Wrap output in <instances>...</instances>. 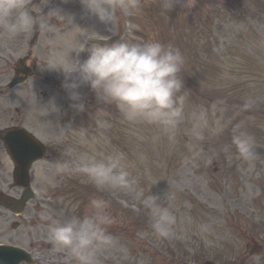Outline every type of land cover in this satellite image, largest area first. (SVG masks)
<instances>
[{
  "label": "rangeland",
  "instance_id": "obj_1",
  "mask_svg": "<svg viewBox=\"0 0 264 264\" xmlns=\"http://www.w3.org/2000/svg\"><path fill=\"white\" fill-rule=\"evenodd\" d=\"M28 3L31 14L46 18L48 26L37 35L33 29L16 37L25 44L11 47L14 57L8 62L0 58V80L31 55L27 63L37 75L18 89L17 98L33 89L50 109L46 116L40 103H31L34 115H24L37 124L45 114L48 123L39 130L49 146L47 172H37L44 192L33 202L45 211L30 209L28 215L35 230L47 236L49 214L60 222L83 218L92 212L90 201L101 199L113 220L107 231L115 238L109 246L115 263L264 264V0H111L108 27L82 18L79 0ZM93 37H111L110 43L156 41L180 51L184 87L178 95L185 101L175 128L165 132L129 121L115 105L98 102L87 86L79 89L85 110L71 106L64 76L42 69L56 53L71 64L86 59L99 47L90 42ZM6 104L0 101V128L10 125ZM234 130L252 137V161L238 156ZM83 154L121 155L132 187L97 189L87 177L60 170ZM149 195L171 206L176 223L168 238L152 228L143 203Z\"/></svg>",
  "mask_w": 264,
  "mask_h": 264
},
{
  "label": "clouds",
  "instance_id": "obj_2",
  "mask_svg": "<svg viewBox=\"0 0 264 264\" xmlns=\"http://www.w3.org/2000/svg\"><path fill=\"white\" fill-rule=\"evenodd\" d=\"M82 18H95L108 27L112 20L111 0H79ZM46 28L44 22L38 25ZM37 27L28 0H0V33L14 40ZM184 58L178 49L156 41L129 43L124 41L104 44L93 49L86 59L76 64L67 61L63 53L50 56L43 71L64 76L62 87L67 91L72 107L85 110L80 88L87 86L98 102L115 105L129 121L155 124L165 132L175 128L183 116L185 97L178 95L184 87L180 72ZM232 144L240 158H255L254 143L244 131L234 130ZM119 154L105 158L83 154L60 166L87 177L97 189H129L134 181ZM152 220L154 232L168 238L176 223L171 206L160 202L158 195H149L143 201ZM92 212L83 218L66 222L47 216L49 240L60 252H66L75 264H99L98 252L114 244L115 238L107 231L113 223L107 213V204L101 199L90 201Z\"/></svg>",
  "mask_w": 264,
  "mask_h": 264
},
{
  "label": "flooded vegetation",
  "instance_id": "obj_3",
  "mask_svg": "<svg viewBox=\"0 0 264 264\" xmlns=\"http://www.w3.org/2000/svg\"><path fill=\"white\" fill-rule=\"evenodd\" d=\"M0 170L2 171V174L0 176V200L7 203L11 198L21 197L24 188L16 185V183L14 182L12 183L10 171L3 161H0ZM11 212L13 213V216L9 213H0V235L3 232H9L10 238L17 235L19 236L20 234H18L17 232H12L7 227L10 223L11 217H13V220H15V216H17L16 212ZM17 229L18 228L13 231H17ZM33 236L35 235L31 231H27L24 236L26 238L25 248L31 254V258H33L34 260L32 264H75L74 261L70 260L66 252L57 251L51 244L50 240L44 238L34 239ZM36 237H39V234H36ZM111 253L112 252L108 247L100 250L97 254L99 264H120L114 263L115 258Z\"/></svg>",
  "mask_w": 264,
  "mask_h": 264
}]
</instances>
